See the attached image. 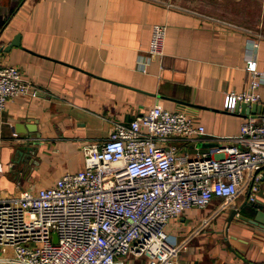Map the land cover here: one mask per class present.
I'll list each match as a JSON object with an SVG mask.
<instances>
[{"label":"crops","instance_id":"1","mask_svg":"<svg viewBox=\"0 0 264 264\" xmlns=\"http://www.w3.org/2000/svg\"><path fill=\"white\" fill-rule=\"evenodd\" d=\"M171 1L0 0V61L18 65L38 88L0 114V189L52 185L84 167L86 142L107 139L116 122L129 123L157 103L184 108L206 126L194 140L173 137L181 152L213 151L216 136L239 133L244 116L224 101L250 86L249 59L264 66V12L253 18L223 14V1ZM155 23L167 24L168 35L164 55L152 57ZM18 34L21 44L6 51ZM149 57L144 72L139 61ZM259 90L264 103V83ZM244 199L220 207L216 198L173 219L171 241L182 245L177 264H264V226L239 214L228 221Z\"/></svg>","mask_w":264,"mask_h":264},{"label":"built area","instance_id":"2","mask_svg":"<svg viewBox=\"0 0 264 264\" xmlns=\"http://www.w3.org/2000/svg\"><path fill=\"white\" fill-rule=\"evenodd\" d=\"M167 35L166 24H154L152 57L164 55ZM150 59L139 61L144 72ZM247 68L250 86L229 92L225 109L261 102L264 66L249 59ZM37 93L18 65L0 61V114L9 101ZM205 134L186 109L157 103L129 123L116 122L107 139L86 142L83 168L49 186L0 195V264H177L182 245L171 241L173 219L217 197L220 207L243 193L255 201L264 180V114L244 117L237 135L216 136L213 151L192 156L171 143Z\"/></svg>","mask_w":264,"mask_h":264},{"label":"water","instance_id":"3","mask_svg":"<svg viewBox=\"0 0 264 264\" xmlns=\"http://www.w3.org/2000/svg\"><path fill=\"white\" fill-rule=\"evenodd\" d=\"M21 44V35L18 34L6 47V51H10L12 47L19 46ZM190 104V103H188ZM234 113L247 117L249 115H263L264 114V103L263 102H253V103H246V102H239L236 109L233 111ZM23 131V130H19ZM26 132V130H24ZM35 148L33 146L27 147V151L29 154H32ZM18 152L22 153V149H18ZM262 169V168H261ZM259 169V170H261ZM249 194V193H248ZM245 213L241 211L243 209L246 210ZM241 212V213H240ZM239 214V218L246 223L252 225H260L264 226V199L258 198L255 201H249L248 195L245 201L239 206L235 207L233 211H231V215L228 221H232L235 216Z\"/></svg>","mask_w":264,"mask_h":264},{"label":"rangeland","instance_id":"4","mask_svg":"<svg viewBox=\"0 0 264 264\" xmlns=\"http://www.w3.org/2000/svg\"><path fill=\"white\" fill-rule=\"evenodd\" d=\"M208 5H210V3L212 5H218V3L220 1L222 4H220L222 6V9L220 8V10H223V14H225L226 11H231V9L238 10L239 13L236 15L239 16H246V15H251V17L255 18L257 16L260 15V13L264 12V9L261 8V2L258 0H253V1H249V6H247V2H243V0L237 1V2H233L234 0H217V3H213L214 1L211 0H204ZM173 2V4H175L176 6H184V2H188V0H176V1H171ZM176 2V3H175ZM219 6V5H218ZM156 24V23H155ZM167 25V24H166ZM18 186V185H17ZM25 188L23 186L17 187V189H15L14 191H9L8 187L5 186H1L0 189V195L1 196H16L20 193V191ZM264 180H262V188H261V192L264 191ZM220 199H223V197H217ZM195 209V208H194ZM169 230V227H168Z\"/></svg>","mask_w":264,"mask_h":264},{"label":"flooded vegetation","instance_id":"5","mask_svg":"<svg viewBox=\"0 0 264 264\" xmlns=\"http://www.w3.org/2000/svg\"><path fill=\"white\" fill-rule=\"evenodd\" d=\"M244 201H245V199L243 200V202H244ZM243 202H242V203H243ZM229 206H230V205H229ZM229 206H228V207H229ZM234 208H235V207H232L231 211H233Z\"/></svg>","mask_w":264,"mask_h":264}]
</instances>
